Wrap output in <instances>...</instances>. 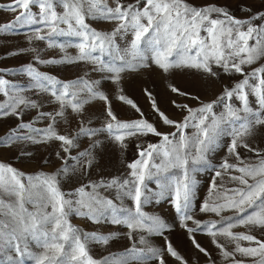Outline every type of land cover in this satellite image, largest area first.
Here are the masks:
<instances>
[{"label":"snow or ice","instance_id":"6c2138e0","mask_svg":"<svg viewBox=\"0 0 264 264\" xmlns=\"http://www.w3.org/2000/svg\"><path fill=\"white\" fill-rule=\"evenodd\" d=\"M33 7L38 12H34ZM0 9L18 13L12 21L0 24V32H8L17 25H41L33 29L34 35L29 40H48L49 47L56 44L54 37L57 36L79 38V43L75 45L79 50L76 57H65L58 61L41 60L37 55L35 59L39 63L88 61L98 64L101 71L113 73V82L119 83L121 72L147 66L140 61L146 59L144 52L150 49L152 62L164 72L172 68H191L216 76L217 73L213 71V65H216L225 73L242 77L232 87H225L216 100L201 102L199 107L193 108L173 101L177 109L186 113L179 120L171 119L160 111L152 94L146 90L153 110L164 124L174 129L169 133L159 132L143 118L139 107L125 95L117 98L130 105L142 118L119 121L111 110L107 95L97 88L99 81L89 82L81 78L62 82L54 76L39 72L33 64H28L19 71L31 78L33 83L30 87L50 94L59 105L55 113L38 112L35 120L48 119L49 123L45 128H37L34 126L35 121L24 122L23 114L26 109H39L41 105L23 96L21 93L25 89L22 86L0 77V94L6 97L0 102V118L14 116L19 121L16 127L0 137V146L12 147L18 142L46 143L54 139L61 142V149L67 154L61 156L59 152L56 153L63 163L54 173L40 171L26 174L10 164L0 162V264H25L26 259L32 264H147L149 260L166 264L165 253L179 264H187L171 242H166V248L160 249L152 246L147 239L150 235L163 236L169 227L160 216L143 211V206L149 202L145 179L153 175L152 168L158 172L170 168L183 169L184 178L174 182L173 203L181 218V226L189 234L206 231L213 237V243L221 255L225 260H230L231 264H243V261L235 259L237 253L245 257H258L255 264H264V241L252 234L232 231L238 225L264 229V152L243 142L245 136L252 134L253 127L264 126V113L253 112L249 105L251 95L264 109V65L254 67L251 71L245 70V66H251L264 58V23H259L264 21V2L255 9L243 6L240 10L247 13L245 18L235 17L227 6H195L187 0H134V3L112 0V5H109L108 0H12L8 5H0ZM89 18L114 22L115 27L111 32L96 31L86 22ZM129 31L133 39L127 48L120 49L116 37ZM202 32L206 35H201ZM105 55L111 57V60L105 62L102 59ZM170 88L177 95L189 96V93L175 86ZM234 97L241 103L239 108L229 103ZM97 99L107 105L106 115L109 119L103 128L92 129L81 123L76 136L57 133L56 118L63 117L66 109L81 114L86 104ZM192 99L198 100L199 97ZM217 103H224L225 107V111L219 115L213 111ZM224 124L232 125L229 152L240 160L237 148L244 147L256 153L258 161H241L243 166L239 167L224 162L222 167L225 170L234 168L240 173L230 177L239 186L226 189L217 198L219 202L206 201L200 211L214 213L216 216H221L224 211H232L234 215L221 216L220 221L202 223L189 214L195 183L189 176V157L192 163L203 160L205 151L215 143ZM189 127L197 129L193 137L185 133ZM113 130L119 131L114 138L121 145L126 135L151 133L162 137V140L159 144H149L139 152L140 158L128 165L132 170L131 180L100 178L82 183L71 191H62L60 178H70V174L77 170V165L87 174L93 164L92 149L98 142L89 145V148L76 156L71 155V150L77 147L78 136L91 137L98 131H107L112 135ZM190 146L195 151L194 156L189 151ZM154 154L162 155L160 164H150ZM20 155L31 154L22 151ZM69 160L75 163L69 165ZM219 175L221 173L217 172ZM100 189H115V199L103 196ZM124 198L130 199L133 207L124 206ZM72 214L85 217L93 223H100L107 217L112 224L125 225L129 229L131 246L119 256L110 254L101 259L93 258L89 254L87 242L108 244L116 234L83 232L70 223L68 218ZM188 221H192L194 227L188 226ZM134 233H141L138 240L134 238ZM218 234L235 243L232 251H228L224 244L215 239ZM241 240L255 246L243 247L239 243ZM33 242L41 249L40 252L32 251L30 244ZM192 243L200 253L209 255L194 238Z\"/></svg>","mask_w":264,"mask_h":264},{"label":"rangeland","instance_id":"374dc122","mask_svg":"<svg viewBox=\"0 0 264 264\" xmlns=\"http://www.w3.org/2000/svg\"><path fill=\"white\" fill-rule=\"evenodd\" d=\"M109 5H112V0H108ZM124 3H134V0H123ZM188 3L195 6H203L209 4H216L227 6L228 10L237 18H245L247 13L240 9L245 6H251L254 9L261 7L264 0H187ZM12 0H0V5H8ZM61 11V9H57ZM34 12H38L36 7H33ZM18 13L0 9V24L12 21ZM86 22L90 27L100 32H111L115 27L114 22L105 21L102 19L89 18ZM259 23H264L260 21ZM42 27L41 25H17L8 32H0V77L7 79L11 83L22 86L25 91L21 93L23 96L36 101L41 107L39 109H26L23 114L24 122H34L37 128H45L49 120L41 119L35 120L38 112L55 113L59 110V105L54 101V98L46 92H41L38 89L31 88L33 83L31 78L19 70L28 64L33 66L41 73H45L56 77L62 82L75 81L84 79L89 82L99 81L97 88L104 92L109 100L111 110L119 121H134L141 119V114L133 109L130 105L119 100V95H125L131 99L143 113V118L152 123L159 132L169 133L174 129L163 123L158 113H156L149 99L147 92L152 94L159 107L160 111L164 112L169 118L179 120L186 113L181 112L172 103L175 101L178 104H188L196 108L200 103H208L217 99L225 87H232L242 77L239 74H228L222 69L213 65V71L217 73L216 76L197 71L191 68H172L168 72H164L157 65L152 62L151 50L144 52L145 60L140 61L141 64L147 66H140L136 70H125L120 73L119 83L113 82V73L107 70H99L98 64H93L88 61L76 62H60L55 64L39 63L35 57L38 55L41 60L56 59L58 61L64 60L65 57H76L79 50L75 47L79 43V38L70 36L54 37L56 44L52 47L48 46V40L40 41L36 39L29 40V37L34 35L33 29ZM62 27H64L62 25ZM201 35H206L201 33ZM133 39L131 31L121 33L116 37V44L120 49H125L130 45ZM250 43H253L250 41ZM60 45H64L63 48ZM142 47H144L142 45ZM31 49H35L33 52ZM23 50V51H22ZM11 53H18L12 55ZM105 62L111 60V57L105 55L102 57ZM264 65V58L256 61L251 66H245L246 71H251L254 67ZM170 86H175L183 92L189 93V96H180L171 91ZM59 87V86H58ZM122 90V91H121ZM192 97H199L198 100ZM6 97L0 94V102L4 101ZM233 106L239 108L241 103L235 97L229 102ZM249 105L253 112H262L260 106L256 103L254 96H249ZM106 107L104 101L93 100L84 106L81 114L74 113L70 108L65 110L63 117H57L55 129L60 135L76 136L81 127L84 126L92 129H101L109 119L106 115ZM213 111L219 115L225 111L224 103H217L214 105ZM251 119L252 117L249 116ZM19 123L16 117L8 116L0 118V137L5 136L9 130ZM232 125L224 124L221 126L220 134L217 136L214 144L210 145L204 153V159L192 163L189 157V176L195 181L193 187V197L191 200V208L189 214L196 220L202 223L209 221H220L221 216H232V211H224L221 216H216L214 213H204L200 211V207L206 201H217L226 189L238 187V182L230 179L231 176L240 175L234 168L225 170L222 165L225 161L236 166H243V163H256L258 157L256 153L249 151L247 148L238 147L237 152L240 155V160L235 155L229 152V146L232 141L231 134ZM197 129L189 127L185 129L186 135L193 137ZM115 134L119 131L113 130L110 135L107 131H98L94 136L88 137L80 135L76 139L77 147L71 150V155L76 156L80 151L89 148V145L98 142L92 149L93 164L88 169L87 174H84L77 165V170L70 174V178H60V188L62 191L68 192L78 187L82 183L89 181H97L100 178L111 179L118 177L123 179H132L130 176L131 169L128 165L139 159V152L149 144H159L162 137L154 134H136L126 135L123 145L115 140ZM243 142H246L251 148L261 150L264 152V126L256 125L252 129V134L245 136ZM59 141L49 140L46 143H16L12 147L0 146V162L10 164L12 167L26 173L34 174L40 171L46 173L56 172L62 165V160L56 155L57 152L61 156H66L60 146ZM30 153L31 155L21 156V152ZM189 151L194 156L195 151L189 148ZM163 159L161 156L154 154L151 163L160 164ZM74 161L69 160V165L74 164ZM153 175L146 177L145 184L147 186V193L149 202L143 206V211L160 216L169 226L163 236L150 235L147 236L149 243L157 248H166V242H171L173 247L179 252L181 256L187 261V264H231L230 260H225L221 255L220 250L213 243V237L207 234L206 231H197L189 234L187 230L182 227V221L175 211L174 206V182L175 180H182L184 178L183 169L170 168L168 171H157L155 168L151 169ZM217 172L221 175L217 176ZM213 184L216 188L213 189ZM162 185H170V187H162ZM103 196L115 199V189H100ZM119 203V201H117ZM123 204L126 207H133V202L128 199H123ZM219 202V201H217ZM69 221L72 225L78 227L86 233H97L108 235L115 233L114 239L110 240L108 244L97 243L95 241H88L87 248L89 254L95 259H101L110 254H119L128 249L132 241L128 238L129 229L123 224H112L109 222L110 218L103 219L100 223H93L91 220L80 217L75 214L69 216ZM188 226L194 227L192 221H188ZM234 233H247L257 237V239L264 241V229L259 227H250L245 225H238L232 229ZM141 233H134V238L138 240ZM192 238L196 240L209 253L208 256L200 253L192 243ZM215 239L224 244L228 251H232L235 243L228 238L217 235ZM243 247L255 246L248 241H239ZM140 247V245H137ZM33 252H40L41 249L36 247L33 243L30 244ZM236 260L243 261V264H255L258 257H245L237 253ZM166 264H179L174 258L165 253ZM25 264H32L30 260L25 261ZM136 264V262H132ZM147 264H157L155 260L147 261Z\"/></svg>","mask_w":264,"mask_h":264}]
</instances>
